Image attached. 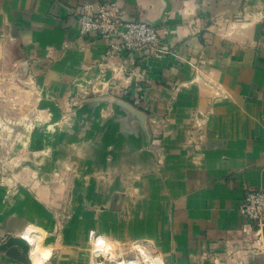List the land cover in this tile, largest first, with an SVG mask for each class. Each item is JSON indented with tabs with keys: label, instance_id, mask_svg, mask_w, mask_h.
Here are the masks:
<instances>
[{
	"label": "crops",
	"instance_id": "1",
	"mask_svg": "<svg viewBox=\"0 0 264 264\" xmlns=\"http://www.w3.org/2000/svg\"><path fill=\"white\" fill-rule=\"evenodd\" d=\"M84 1L0 0V70L32 83L36 114L16 169L0 164V264H106V248L139 249L122 264H264V224L239 210L264 189V0H170L163 48L110 58L79 31ZM88 1L136 21L160 8ZM98 97L145 112L149 141L108 123L111 104L77 127Z\"/></svg>",
	"mask_w": 264,
	"mask_h": 264
},
{
	"label": "built area",
	"instance_id": "2",
	"mask_svg": "<svg viewBox=\"0 0 264 264\" xmlns=\"http://www.w3.org/2000/svg\"><path fill=\"white\" fill-rule=\"evenodd\" d=\"M81 34H96L106 40V57L123 51L164 47L159 30L147 23L127 20L125 11L114 1H84L78 10ZM79 101L78 94L71 97ZM249 222L264 224V189H248L239 208Z\"/></svg>",
	"mask_w": 264,
	"mask_h": 264
},
{
	"label": "rangeland",
	"instance_id": "3",
	"mask_svg": "<svg viewBox=\"0 0 264 264\" xmlns=\"http://www.w3.org/2000/svg\"><path fill=\"white\" fill-rule=\"evenodd\" d=\"M1 71V70H0ZM0 72V140L5 141V148L1 150L0 164L8 166V173H11L10 167H17L16 154L14 152L18 139L29 128L33 127L35 114V94L31 92L32 83H27L22 77L5 74ZM21 79V80H19ZM25 169V168H24ZM13 172V171H12ZM106 248V247H105ZM105 256L109 258L106 264H122L125 259L138 257L140 251H131L128 248L125 250H115L106 248ZM156 256L150 259L151 264H164L162 259L155 260ZM141 264H150L141 258Z\"/></svg>",
	"mask_w": 264,
	"mask_h": 264
},
{
	"label": "water",
	"instance_id": "4",
	"mask_svg": "<svg viewBox=\"0 0 264 264\" xmlns=\"http://www.w3.org/2000/svg\"><path fill=\"white\" fill-rule=\"evenodd\" d=\"M170 8H171L170 0H160V8H159V14L157 20L152 21L149 19H142L140 21L152 26L158 25L161 22V20L165 17L166 13L170 10ZM110 104L115 108L116 112L114 116L111 117V119H109L108 123L110 124L120 123L125 128L127 127L129 128L131 121L134 120L135 122H138L140 124L143 131L145 132L147 139L146 141L147 142L149 141L150 134L147 128L146 113L138 110L131 103L126 102L123 99H119V98L98 97V98H92L81 101L78 108L75 111L77 127H80L82 121H85L84 115L86 113L96 116L98 115L97 113L99 111V108Z\"/></svg>",
	"mask_w": 264,
	"mask_h": 264
}]
</instances>
